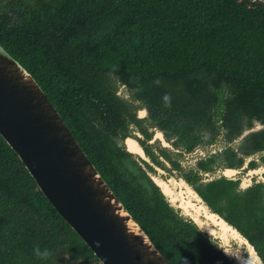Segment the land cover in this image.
I'll list each match as a JSON object with an SVG mask.
<instances>
[{"label": "trees", "instance_id": "1", "mask_svg": "<svg viewBox=\"0 0 264 264\" xmlns=\"http://www.w3.org/2000/svg\"><path fill=\"white\" fill-rule=\"evenodd\" d=\"M0 45L167 261L219 264L197 227L145 204L124 179L114 138L128 103L116 89L126 85L155 119L163 114L165 129L187 117L232 131L264 124V1L0 0ZM246 141L247 152L264 149V130ZM0 264H101L1 135Z\"/></svg>", "mask_w": 264, "mask_h": 264}, {"label": "flooded vegetation", "instance_id": "2", "mask_svg": "<svg viewBox=\"0 0 264 264\" xmlns=\"http://www.w3.org/2000/svg\"><path fill=\"white\" fill-rule=\"evenodd\" d=\"M116 90L128 103L126 126L114 138L121 173L145 204L197 227L217 246L219 264H264L258 242L264 238V149H244L264 124L254 119L252 127L232 131L219 120L208 131L204 121L198 126L187 117L165 129L163 114L155 119L126 85ZM186 123L192 128L183 133Z\"/></svg>", "mask_w": 264, "mask_h": 264}, {"label": "water", "instance_id": "3", "mask_svg": "<svg viewBox=\"0 0 264 264\" xmlns=\"http://www.w3.org/2000/svg\"><path fill=\"white\" fill-rule=\"evenodd\" d=\"M0 135L101 264H170L92 164L40 85L1 45Z\"/></svg>", "mask_w": 264, "mask_h": 264}, {"label": "rangeland", "instance_id": "4", "mask_svg": "<svg viewBox=\"0 0 264 264\" xmlns=\"http://www.w3.org/2000/svg\"><path fill=\"white\" fill-rule=\"evenodd\" d=\"M263 1H264V0H263ZM122 89H123V88H122ZM120 92L124 94V93L126 92V89L124 88V90H123V91L120 90ZM197 110H198V109H197ZM204 123H205V126H204V127H205L208 131H210L208 128H211V125H210L209 123H206V122H204ZM258 262H259V261H258ZM259 264H261V263H259Z\"/></svg>", "mask_w": 264, "mask_h": 264}, {"label": "clouds", "instance_id": "5", "mask_svg": "<svg viewBox=\"0 0 264 264\" xmlns=\"http://www.w3.org/2000/svg\"><path fill=\"white\" fill-rule=\"evenodd\" d=\"M39 254V253H38ZM47 253H43V255H46Z\"/></svg>", "mask_w": 264, "mask_h": 264}]
</instances>
